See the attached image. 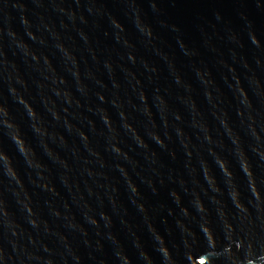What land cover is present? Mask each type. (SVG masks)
Listing matches in <instances>:
<instances>
[{
	"label": "clouds",
	"instance_id": "1",
	"mask_svg": "<svg viewBox=\"0 0 264 264\" xmlns=\"http://www.w3.org/2000/svg\"><path fill=\"white\" fill-rule=\"evenodd\" d=\"M240 7L243 27L210 8L186 35L169 21L161 0H0V62L5 52L18 54L43 70L46 86L49 76L53 84L58 79L47 60L62 65L75 96L68 103L58 92L57 103L83 114L68 118L76 128L62 117L66 131L36 146L68 196L63 205L50 197V224L37 219L22 229L0 204V264H181L190 245L209 253L208 264H264V185L258 180L261 198L254 200L247 183L228 175L231 168L225 172L222 157L213 156L225 151L239 167L241 153L264 151V36L248 18L249 5ZM250 7L264 14V0ZM36 89L48 108L47 95L39 84ZM10 117L0 103V122ZM0 155L16 166L9 147ZM179 156L186 176L200 170L203 190L191 191L165 168L162 157L174 162ZM209 163L220 173L222 192L217 177L207 174ZM44 176L47 184V170ZM166 184L179 208L175 247L152 224L157 205L147 199ZM122 198L152 241L146 248L130 231L134 255L113 230L114 222L128 227Z\"/></svg>",
	"mask_w": 264,
	"mask_h": 264
},
{
	"label": "water",
	"instance_id": "2",
	"mask_svg": "<svg viewBox=\"0 0 264 264\" xmlns=\"http://www.w3.org/2000/svg\"><path fill=\"white\" fill-rule=\"evenodd\" d=\"M104 2L115 5L119 0H104ZM141 2L146 4L147 0H141ZM161 3L165 6L169 21L180 26L186 35L195 33V26L200 22L199 18L207 15L210 8L221 11L235 27H243L237 13L244 10L241 9V5H249L246 9L248 18L257 34L264 36V14L258 13L250 7L252 0H161ZM21 6L23 7V5ZM167 38L165 35V39ZM28 54L31 55V53ZM47 64L50 72L55 73L58 79L53 84L51 83L52 77L49 76V83L46 86L42 83L43 70L29 67L18 54L5 52V58L0 62V103L6 104L11 110V122L8 120L0 122V149L4 146L9 147L16 161V166L12 167L11 161L0 155V160L4 162L3 167L0 168V204L6 205L5 215L10 216L11 222L22 229L25 228V224L31 227V224L36 223L37 219L43 225L50 224V217L45 205L53 202L50 199L53 194L58 205H63L68 199L63 188L56 185L58 174L39 155L36 146L42 143L46 137L59 135L66 131L60 126L62 117L68 121L70 127L76 128L77 125H73L68 118L83 115L82 113H73L67 104L61 107L57 103L56 93L61 92L62 95H66L68 103H71L75 94L71 90L70 81L64 74L62 65L54 66L50 59L47 60ZM60 81H63L68 87L65 89L57 87ZM37 84L40 85L41 94L47 95L48 108L42 107L37 100ZM218 91H221V94L227 99L226 93L219 86ZM76 104H80V101L76 100ZM207 113L208 109L204 108L202 115L207 117ZM52 114L55 115V120L52 119ZM33 117L37 120L35 124L32 123ZM257 142L259 143L258 135ZM124 143L127 141L124 140ZM219 143L222 149L226 148L223 140ZM199 155L206 158L203 152H200ZM216 155L222 157L220 164L225 166V172L231 168L228 175L234 176L241 184L247 183L246 191L253 194L254 200L261 198L258 180L261 185H264V151L257 148L251 157L246 153H241L239 167H237V162L230 158L225 151H221L219 154L213 153V156ZM162 159L165 161V168L181 177L182 183L191 186V191L203 190L200 170L194 169L191 177L186 176L181 163L182 156L177 157L174 162H169L166 157H162ZM44 170L48 172L47 184L43 183ZM207 174L210 177L213 175L217 177V189L222 192L220 173L216 170L214 163H209ZM49 186L51 191H45ZM170 187L172 186L164 185L156 197L148 195L147 199L153 206L157 205L151 217L152 224L160 232L162 240L166 243L173 242L175 247V241L181 238L180 233L174 227L179 208L168 198ZM183 201L184 197H181V206H183ZM121 206L127 213L128 227H122L118 222L113 223V230L120 244L129 251L130 255H134V249L130 244L129 233L131 231L146 248H150L152 241L144 229L143 221L136 215L126 199L122 198ZM168 213H171V216ZM29 215L32 217L30 221L27 220ZM207 238L205 237V239ZM208 257V252H202L198 247L190 245L188 250L182 254L181 264H208Z\"/></svg>",
	"mask_w": 264,
	"mask_h": 264
}]
</instances>
